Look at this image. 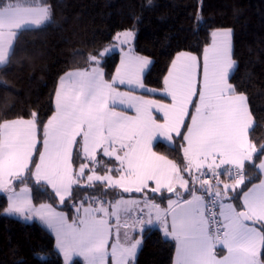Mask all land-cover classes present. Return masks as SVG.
Instances as JSON below:
<instances>
[{
    "label": "snow or ice",
    "instance_id": "snow-or-ice-1",
    "mask_svg": "<svg viewBox=\"0 0 264 264\" xmlns=\"http://www.w3.org/2000/svg\"><path fill=\"white\" fill-rule=\"evenodd\" d=\"M47 19L46 6L2 0L0 64L7 61L16 30ZM133 36L127 30L116 39L126 44ZM212 37L202 61L190 52L177 54L161 89L145 88L147 58L125 55L109 75L103 60L110 49L92 54L86 70L62 79L55 110L46 123L37 113L27 120L0 123V192L7 194L5 212L38 216L56 233L65 264H72L75 255L83 256L86 264H109V257L111 264H135L142 244L137 235L153 222L159 223L165 237L176 241L174 264H264V180L248 191H236L245 185L246 162H252L257 151L264 153V144L258 149L249 140L252 116L247 98L230 83L235 66L231 30L215 31ZM121 85L128 90L121 91ZM137 89L163 93L170 102L147 99L137 95ZM158 138L178 145L183 158L170 159L154 150ZM222 166L229 167L218 171ZM258 167L264 172V160ZM209 172L215 185L201 178ZM224 174L231 183L219 179ZM84 180L89 188L99 182L123 193H140L142 198L121 197L109 203L103 199L107 193H101L87 207L84 202L73 205L78 216L72 223L51 204H33L29 187L33 181L50 187L65 203L74 186L78 189ZM165 192L176 199L165 197ZM156 194L161 201L167 199V208L156 203ZM236 200L242 203L232 202ZM132 206L139 208L135 217L130 215ZM113 217L115 240L110 245ZM121 227L126 229L123 239ZM217 246L227 254L218 258Z\"/></svg>",
    "mask_w": 264,
    "mask_h": 264
},
{
    "label": "trees",
    "instance_id": "trees-1",
    "mask_svg": "<svg viewBox=\"0 0 264 264\" xmlns=\"http://www.w3.org/2000/svg\"><path fill=\"white\" fill-rule=\"evenodd\" d=\"M50 18L42 25L17 31L5 64L0 66V123L31 118L45 123L55 110L59 78L72 69L89 65L88 58L113 42L117 32L132 30L133 49L151 59L143 74L145 85L161 88L174 55L188 51L200 55L215 29H231L235 66L230 83L246 96L254 124L249 139L264 144V0H44ZM199 17V19H197ZM119 53L104 56L106 73L113 75ZM154 148L170 159H182L178 145L161 141ZM264 153L246 162L245 191L260 179L257 164ZM224 177V176H222ZM35 203L47 201L68 212L85 197L119 195L97 182L93 188L74 186L72 198L61 203L47 187L29 184ZM172 193H164L170 197ZM150 195H152L150 193ZM103 196V197H104ZM156 200L165 203L167 199ZM240 203L239 200L234 201ZM0 194V264H63L54 236L37 221L24 222L5 212ZM174 242L159 228L144 231L135 264H173ZM72 264H82L75 258Z\"/></svg>",
    "mask_w": 264,
    "mask_h": 264
},
{
    "label": "crops",
    "instance_id": "crops-1",
    "mask_svg": "<svg viewBox=\"0 0 264 264\" xmlns=\"http://www.w3.org/2000/svg\"><path fill=\"white\" fill-rule=\"evenodd\" d=\"M218 30H224V29H215V30H213V31L211 32V38H210V41H209V43L205 46V48H206L208 45H210V44L212 43V39H213V37H212V33L215 32V31H218ZM124 32H125V31H123V30L117 32L116 35L114 36L113 42H115V40H117L116 37H117V34H118V33H119V34H122V33H124ZM132 32H133V31H132ZM133 38H134V36H133ZM133 38L130 40L129 43H126V44H120V43H119V45H117L118 48H117V47H113L112 45H111L112 47H109V49H110L111 52L116 51V52L119 53V61H118L117 67L119 66L121 59H122L125 55H134V56H138V57L147 58V59L150 61V64H151V59H150L149 57L144 56V55H141V54H138L137 52L134 51V49H133ZM12 43H13V42H12ZM231 46H232V45H231ZM205 48H204V49H205ZM106 49H108V47H105V48L103 49L104 51L102 50L101 53H102V52L105 53V50H106ZM204 49H203V51H204ZM10 50H11V48L9 49V53H10ZM110 51L106 52L105 55L111 53ZM203 51H202V53H201L200 55H197V54L192 53V52H190V53H192V54H194V55H197L198 57L201 58V61H202V58H203ZM180 52H188V51H179V52H177V53L174 55L173 59H174V58L177 56V54L180 53ZM8 56H9V54H8ZM7 59H8V58H7ZM173 59H172V61H173ZM232 59H233V58H232ZM172 61H171V62H172ZM4 64H5V63H4ZM150 64H149V66H150ZM1 65H3V64H0V66H1ZM170 65H171V63H170ZM170 65H169V68H170ZM88 66H89V65H88ZM88 66H86V67H84V68H78V69H72V70H69V71L65 72V73L59 78V81H58V84H57V88H56V91H55V95H54V106H55V103H56V92H57V90L60 89L61 86H62V85H61V81H62V79H65L69 73H73V72L81 71V70H86V69L88 68ZM149 66H148V67H149ZM117 67H116V68H117ZM148 67H147V68H148ZM147 68L145 69V71L147 70ZM169 68H168V70H169ZM168 70L166 71L165 76L167 75ZM232 70H233V69H232ZM145 71H144V72H145ZM114 73H115V72H114ZM230 73H231V72H230ZM143 74H144V73H143ZM165 76H164V77H165ZM144 85H145V84H144ZM119 88H120L121 91H126V90H128V87L125 86V85H121V86H119ZM145 88H146V89H161L162 87H161V88H154V87H151V86L145 85ZM136 94H137V95H144L145 98H147V99H160L162 102H165V103L170 102V98H165V97L163 96V93H159V94H151V93L146 92L144 89H137V90H136ZM238 94H242V93H238ZM243 95H244V94H243ZM244 96H245V95H244ZM245 97H246V96H245ZM194 99H195V98H194ZM247 104H248V102H247ZM117 107H118V109H122V110H126V111H128V113H129L130 115H131V114H134L130 109H123V106L117 105ZM248 108H249V105H248ZM190 110H191V109H190ZM249 112H250V110H249ZM52 114H53V113H52ZM250 114H251V112H250ZM251 116H252V115H251ZM17 119H25V120H27V119H30V118H13V119H8V120H4V121H11V120H17ZM4 121H2V122H4ZM2 122H1V123H2ZM253 124H254V120H253V117H252V125L250 126V129L252 128ZM250 129H249V131H250ZM249 140H250V139H249ZM157 141H161V142H163V143H166V144L172 145V143H169V142H167V141H163L162 138H158ZM157 141H154V144H155ZM154 150H155V149H154ZM105 159H106V158H105ZM261 160H264V155L262 156ZM261 160H260V161H261ZM260 161H259L258 164H257V170H258V172H259V174H260V179H259L257 182L251 184V185H250L245 191H248L249 189H251V188L253 187V185H258V184L261 182V180H264V172H261V170H260L259 167H258ZM222 167H227V166H222ZM185 178L187 179L188 177L186 176ZM220 180H222V181H224V182H229V183H231V181H230V179H229L228 176L221 177ZM81 185H87V181H86V180L82 181ZM22 186H23V185L18 186V187L16 188V191H19V187H22ZM29 187H30V185H29ZM49 188H50V187H49ZM50 189H51V188H50ZM51 190H52V189H51ZM116 190H117V193L119 194V195H117V197L110 199L108 196H104L103 199H104L105 201L111 203V202H114V201L117 200V199H120L121 197H123V199H126V200H134V199H140V198H142V194H140V193H123V190H122V189H116ZM180 191H181V192H184L183 189H180ZM0 194L4 195V196L6 197V201H7V206H6V208H7V207H8L7 194H6V193H3V192H0ZM149 195H150V193H149ZM92 197H99V196L85 197V199L81 200V201L78 202L76 205H79L81 202H84V206L87 207V206H88V203L90 202V199H91ZM170 197H171L172 199H176V197H175L173 194H171ZM56 198L59 200L58 197H56ZM86 198H89V199H86ZM185 198H189V197H187V194H186V193H185ZM232 202L235 203L234 201H232ZM239 202L242 203V200H239ZM156 203H159L160 206H161V208H167V200L165 201V203H161L160 201H157V200H156ZM33 204L36 205V206L38 207L39 204H51V203H50V202H47V201H43V202H39V203H35V202L33 201ZM51 205H52V207H53L57 212H62V213H64V215L68 218V222H69V223H72L73 221H75V220L77 219L78 213L75 212V210H77L76 207L73 208V212H72V214L69 215L67 211L62 210V209H60V208H57V207L54 206L53 204H51ZM141 207H143V205H141ZM6 213H7V212H6ZM138 213H139V208H137V207H135V206H132L131 209H130V215H131L132 217H135ZM7 214L10 215V216H13V217H15V218H18V219H20V220H22V221H24V222L37 221V222L41 223L42 225H44V226H45V227H46V228L52 233V235L54 236V245H55V248H56V250L60 253V251H59V249H58V247H57V237H56V233H55L51 228H49V227L47 226V224L44 223V222H43L38 216L30 215L29 218H25V216H22V215L17 214V213H7ZM121 217H122V221H123L124 213H121ZM128 223L131 224L132 221L129 220ZM112 224H113V229H114V230H113V236H112V238H111L110 241H109V244H110V245H111V243H113L114 240H115V218H114V217L112 218ZM152 228H159V229L161 230V232L163 233V230L161 229L159 223H158V222H153V223H151V224H145V225H144V229H143L142 234L137 235V238L143 240V234H144V231H145V230H148V229H152ZM124 231H126V229L123 228V227H121V228H120V233H121V238H122V239H123V232H124ZM128 231H129V234H130V235H135V233H132L131 230H128ZM163 235H164V233H163ZM164 236H165V235H164ZM167 238L171 239V240L174 242V252H173V261H172L173 264H174V260H175V257H176V241H175L174 239H172L171 237H167ZM140 247H141V246H140ZM140 247H139L138 250H137V254H138V251H139ZM216 253H217V257L220 258V257H222L223 255H226V254H227V250L224 249V248L221 247V246H217V248H216ZM137 254H136V256H137ZM60 255H61V257H62L63 264H65L63 254L60 253ZM75 258H78L79 260H81V261H82V264H86V261L84 260V257H83V256H79V255H75V256H73V258H72V262H73V260H74ZM135 259H136V257H135ZM109 264H111V257H109Z\"/></svg>",
    "mask_w": 264,
    "mask_h": 264
},
{
    "label": "rangeland",
    "instance_id": "rangeland-1",
    "mask_svg": "<svg viewBox=\"0 0 264 264\" xmlns=\"http://www.w3.org/2000/svg\"><path fill=\"white\" fill-rule=\"evenodd\" d=\"M0 2H2V0H0ZM16 2L18 4H20L21 6H36V7H42V6H46L47 9H48V19L45 20L44 22H42V24H44L45 22H47L50 18V14H49V8L47 6V4L44 2V0H16ZM40 24V25H42ZM37 25H33V24H26V25H23L20 29L22 28H32V27H36ZM39 26V25H38ZM18 29V30H20ZM16 30V31H18ZM224 30H229V28H224ZM231 30V29H230ZM123 31H127V30H123ZM132 31V30H131ZM14 39V38H13ZM117 47V45H119V41L115 40V42H111L108 46V49L109 47ZM231 45H232V42H231ZM118 48V47H117ZM104 51V50H103ZM111 52V51H110ZM103 53V52H102ZM75 212H77V210H75Z\"/></svg>",
    "mask_w": 264,
    "mask_h": 264
},
{
    "label": "built area",
    "instance_id": "built-area-1",
    "mask_svg": "<svg viewBox=\"0 0 264 264\" xmlns=\"http://www.w3.org/2000/svg\"><path fill=\"white\" fill-rule=\"evenodd\" d=\"M227 167H229V166H227ZM224 168H226V167H222L220 170H218V171H221V172H223V170H224ZM205 171H207L206 169H205ZM194 174L195 175H199L198 173H195L194 172ZM222 176H228L227 174H224V175H221V176H219V179L222 177ZM229 177V176H228ZM202 179H205V180H207L210 184H212V185H215V178L212 176V174L209 172L207 175H205V176H203V177H201ZM190 186H191V180H190ZM195 187L196 188H199L200 187V184H199V182H197L196 184H195ZM206 197H208V194L207 193H203ZM208 198H210V197H208Z\"/></svg>",
    "mask_w": 264,
    "mask_h": 264
}]
</instances>
